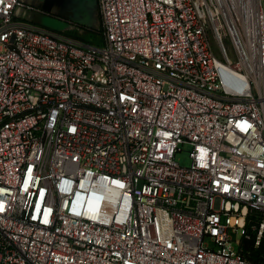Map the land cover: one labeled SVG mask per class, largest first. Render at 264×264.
I'll return each instance as SVG.
<instances>
[{
	"label": "built area",
	"instance_id": "2783aa9c",
	"mask_svg": "<svg viewBox=\"0 0 264 264\" xmlns=\"http://www.w3.org/2000/svg\"><path fill=\"white\" fill-rule=\"evenodd\" d=\"M98 4L100 45L0 0V264H255L264 0Z\"/></svg>",
	"mask_w": 264,
	"mask_h": 264
},
{
	"label": "rangeland",
	"instance_id": "374dc122",
	"mask_svg": "<svg viewBox=\"0 0 264 264\" xmlns=\"http://www.w3.org/2000/svg\"><path fill=\"white\" fill-rule=\"evenodd\" d=\"M43 5L47 14L34 13V20L39 23H48V26L58 32L78 31L84 35L88 29L92 35L87 34L90 42L102 44L101 31L102 19L98 7V0H35ZM86 35V34H85ZM229 43V42H228ZM188 147L182 153H178L176 161L183 166H189L191 160ZM239 232L235 236L236 245L242 242Z\"/></svg>",
	"mask_w": 264,
	"mask_h": 264
},
{
	"label": "trees",
	"instance_id": "16d2710c",
	"mask_svg": "<svg viewBox=\"0 0 264 264\" xmlns=\"http://www.w3.org/2000/svg\"><path fill=\"white\" fill-rule=\"evenodd\" d=\"M88 33L91 36L92 30L88 29L85 33L86 35H81L78 31H68L66 34L88 42ZM100 40H102V36ZM255 242V237H252L250 240H243L241 245L242 254L247 260L255 264H264V241L259 247H256Z\"/></svg>",
	"mask_w": 264,
	"mask_h": 264
},
{
	"label": "water",
	"instance_id": "95a60500",
	"mask_svg": "<svg viewBox=\"0 0 264 264\" xmlns=\"http://www.w3.org/2000/svg\"><path fill=\"white\" fill-rule=\"evenodd\" d=\"M43 24L46 25V26H48V23H46V22H44ZM48 27H49V26H48Z\"/></svg>",
	"mask_w": 264,
	"mask_h": 264
}]
</instances>
